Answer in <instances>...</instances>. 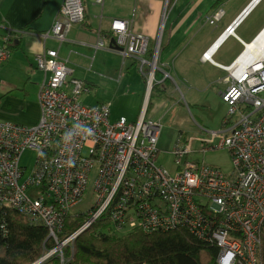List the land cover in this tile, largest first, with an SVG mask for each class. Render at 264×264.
<instances>
[{"label":"built area","instance_id":"obj_1","mask_svg":"<svg viewBox=\"0 0 264 264\" xmlns=\"http://www.w3.org/2000/svg\"><path fill=\"white\" fill-rule=\"evenodd\" d=\"M259 1L252 0L221 36L236 35L237 25ZM223 14L217 9L207 20L215 24ZM84 20L83 0H63L48 35L62 42L72 26ZM131 22L115 18L111 31L119 52L139 59L147 78L138 119L111 120L110 103H83L80 97L89 88L74 76L68 59L57 49L37 53L36 65L45 73L38 96L39 122L27 126L0 121V209H14L30 223L45 226L59 247L51 254L57 252L61 264H77L61 246L73 242L105 212L120 232L185 227L218 245L219 264H258L264 227V49L253 63L242 65L237 60L245 46L231 65L224 66L228 87L222 99L229 110L218 130L204 129V136L191 138L178 135L171 172L157 162L161 121L146 115L157 84L158 53L147 55L150 38L132 32ZM104 47L100 36L96 48ZM211 48L202 60L214 62ZM10 52L5 43L0 45V66ZM212 149L231 153L234 168L228 176L205 162L203 156ZM27 150L35 152L36 160L26 176L21 159ZM88 190L95 198L86 211L89 219L60 240L65 217L76 212ZM3 216L0 229L6 232Z\"/></svg>","mask_w":264,"mask_h":264},{"label":"crops","instance_id":"obj_2","mask_svg":"<svg viewBox=\"0 0 264 264\" xmlns=\"http://www.w3.org/2000/svg\"><path fill=\"white\" fill-rule=\"evenodd\" d=\"M219 1L172 0L166 8L167 0H83L85 20L74 24L67 39L60 42L48 33L63 0H0V45L11 41V34L20 36L11 41L15 48L9 49L10 57L0 66V121L27 126L39 122L38 96L45 73L38 69L35 56L45 49H57L62 58L68 59L74 76L89 88L84 93L86 103H110L113 120L125 117L136 121L145 102L146 78L140 71L139 59L125 57L119 46L110 45L115 18L132 21V32L149 36L147 55L156 50L158 53L155 79L165 92L151 96V91L147 116L164 120L177 104L215 111L225 102L222 93L228 87V72L224 66L231 65L246 44L264 30V0H260L237 25L236 35L227 37L214 51V62L202 60V54L252 0ZM217 9L224 14L210 24L207 17ZM100 36L105 47L98 49L95 47ZM166 72L170 77L164 79ZM174 81L182 87L179 99ZM197 128L201 136L208 129L204 124ZM178 129L184 137L198 135L188 136L184 127Z\"/></svg>","mask_w":264,"mask_h":264},{"label":"trees","instance_id":"obj_3","mask_svg":"<svg viewBox=\"0 0 264 264\" xmlns=\"http://www.w3.org/2000/svg\"><path fill=\"white\" fill-rule=\"evenodd\" d=\"M15 39H20V36L11 34V41ZM11 41L6 47L13 50L15 45ZM164 90L155 84L151 96H161ZM178 135L184 136L182 132ZM2 215L6 232L0 229V264H32L46 250L56 246L55 241L48 237L45 226L30 223L14 209H0V217ZM87 219L89 215L86 212L67 215L60 240L81 228ZM74 244V252L70 246L64 251L70 261L77 264H219L218 245L197 238L185 227L151 233L141 229L120 232L110 221L108 212L81 232ZM258 259V264H264V227ZM41 264H61V261L59 255L54 254Z\"/></svg>","mask_w":264,"mask_h":264},{"label":"rangeland","instance_id":"obj_4","mask_svg":"<svg viewBox=\"0 0 264 264\" xmlns=\"http://www.w3.org/2000/svg\"><path fill=\"white\" fill-rule=\"evenodd\" d=\"M168 2L169 1L167 0L165 6L166 8ZM144 76L146 78V75ZM146 83H147V78H146ZM180 87L181 85H179L177 81H174V88L176 90V94H175L176 99L181 98L182 87L181 88ZM84 95L82 94L80 99L83 103L84 102L86 103L87 94ZM91 100H94V97H92ZM228 110H229L228 105L225 102L223 104L220 103L217 106V109H215V111L209 109H202L199 107H195L193 105H190L189 107L187 104L184 106L179 104H177V106H174L172 110L169 112L168 116L164 120H161L162 129L158 141V148H159V154L157 159L158 164L163 165L167 167L171 172H174L175 170L174 157L171 151L176 145L179 127H184V129L187 130L186 132L188 136H191L193 134H198L197 136H199L200 134L197 127H199V125L202 126L203 124L206 125L208 129L218 130L222 124L221 123L222 119L224 116H226ZM111 119L113 120V118ZM181 120H183L184 122H182ZM192 128L195 129L197 128L196 132L195 129ZM35 160H36V154L34 151L27 150L23 153L21 164L27 166L26 176L30 174V172L33 170ZM204 160L206 163L210 165L220 167L227 174V176L232 172V169L234 168L232 164L231 153L227 149H214L208 151L204 156ZM94 204H95V198L91 195L90 191L88 190L84 197V201L75 209V211L84 213L88 211L90 208H92ZM84 230L85 228L82 229L81 231L83 232ZM65 239H67V237ZM74 240L71 243H67V245H63V247L61 246V248H63L64 250L66 247L71 246L70 248L74 249L75 251ZM54 248H59V247L55 246ZM54 248L50 250H46L45 253L32 264H41L43 261L47 260L52 255L54 254L58 255L57 252L51 254L52 251L54 252L58 250Z\"/></svg>","mask_w":264,"mask_h":264},{"label":"bare ground","instance_id":"obj_5","mask_svg":"<svg viewBox=\"0 0 264 264\" xmlns=\"http://www.w3.org/2000/svg\"><path fill=\"white\" fill-rule=\"evenodd\" d=\"M224 36H221L216 43L212 46L211 50L209 51V55L219 47V45L225 40ZM261 42V43H260ZM264 49V30L260 32L259 36H257L253 41H250L246 44V49L244 53L240 56L238 63L249 65L253 63L258 55V51ZM212 53V55H213ZM251 56H253L251 58ZM213 60V59H212ZM225 68V67H224ZM226 69V68H225Z\"/></svg>","mask_w":264,"mask_h":264},{"label":"water","instance_id":"obj_6","mask_svg":"<svg viewBox=\"0 0 264 264\" xmlns=\"http://www.w3.org/2000/svg\"><path fill=\"white\" fill-rule=\"evenodd\" d=\"M160 39V38H159ZM112 47H116V41H115V39L113 38L112 40H111V44H110Z\"/></svg>","mask_w":264,"mask_h":264}]
</instances>
